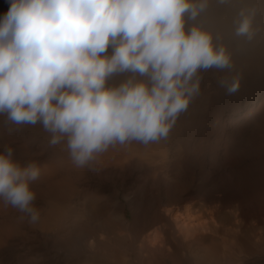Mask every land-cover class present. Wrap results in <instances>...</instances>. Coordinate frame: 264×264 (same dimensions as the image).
Instances as JSON below:
<instances>
[{"label":"clouds","instance_id":"9594fccd","mask_svg":"<svg viewBox=\"0 0 264 264\" xmlns=\"http://www.w3.org/2000/svg\"><path fill=\"white\" fill-rule=\"evenodd\" d=\"M212 0H9L0 17V115L39 123L49 146L66 143L77 167L110 146L167 138L200 91L201 70L233 68L223 34L198 21ZM228 4L230 0H216ZM258 9L241 7L231 34L251 42ZM111 47V53L109 48ZM126 74L118 83H110ZM228 94L239 79L222 77ZM13 149L0 152V199L30 216L39 179Z\"/></svg>","mask_w":264,"mask_h":264},{"label":"bare ground","instance_id":"6f19581e","mask_svg":"<svg viewBox=\"0 0 264 264\" xmlns=\"http://www.w3.org/2000/svg\"><path fill=\"white\" fill-rule=\"evenodd\" d=\"M252 6L258 9L254 24L264 28V0H231L221 13L210 14L199 23L214 36L226 27L229 34L222 33L223 39L230 42L236 39L231 34L234 16L241 7ZM8 7L9 0H0V17ZM193 23L196 21L186 18V30ZM261 35L258 32L256 41L264 37ZM240 56L247 57L245 53ZM12 124L1 122L0 152L11 147L16 162L22 166L33 163L25 164L29 151L17 142L27 135ZM176 129L175 122L167 138L146 145L133 141L110 146L82 168L73 164L67 149L60 152L56 164L40 163L39 179L32 181L45 202L38 220L25 219V213L0 199V259H26L25 264H33L28 258L40 248L46 251L48 264H67L60 250L59 233L66 223L63 207L74 194L85 192L92 207L102 208L111 200L115 220L101 221L94 229L73 236V242L89 253L86 259L91 262L83 264H264V165L243 169L258 177V187L243 192L232 176L233 168L222 159L218 136H203L196 127L189 135L187 151L175 138L181 135L175 134ZM211 141L217 142L214 150L201 148ZM209 158L218 163L212 164ZM106 182L112 183L107 190L103 187ZM121 191L126 201L120 198ZM112 238L125 242L134 259L123 252L110 251L105 256L93 250L109 246L104 240Z\"/></svg>","mask_w":264,"mask_h":264},{"label":"rangeland","instance_id":"374dc122","mask_svg":"<svg viewBox=\"0 0 264 264\" xmlns=\"http://www.w3.org/2000/svg\"><path fill=\"white\" fill-rule=\"evenodd\" d=\"M225 6L226 4H218L216 0H212L207 12L202 14L196 22L205 20L210 14L217 15L221 13ZM259 29L258 32H261V36L263 37L264 28L259 26ZM219 33H224L227 36L229 34L226 27L222 28ZM257 38L256 35L251 42L237 39L229 42V38L227 37L225 40L223 39L222 42L228 44L226 46L232 56L233 68L224 71L213 68L199 72L202 79L199 94L190 100L187 110L178 116L176 120L177 129L175 130V134L181 133L180 136H176L175 138L180 139L179 144L184 143V148L187 151H189V135H191V132H194L196 127L201 129L203 136H207V134L218 136V141L221 142L224 150L222 159L233 168L234 173L232 176L237 179L239 189L248 193H251L258 187L255 182L258 177L256 178V176L245 172L243 169L256 165H264V37L256 41ZM111 50L110 47L109 53H111ZM244 53L247 57L242 59L240 54ZM117 77L118 75L111 78L110 83H118L121 79ZM222 77H228L229 79L237 77L239 79V90L233 94H228L226 89L219 83ZM2 121H7L6 116L0 115V126ZM7 122L10 123V121ZM14 125L12 124L13 127ZM15 129L21 130L27 135L26 140L22 138L17 141L19 144H23L25 149L29 151L24 158L25 164L28 161H33L38 167L40 163L54 165L61 155L60 152L67 149L64 142L54 147L49 146L48 140L50 134L39 123L34 126L28 124L15 125ZM216 145L217 142L211 141L209 143H202L201 148L211 151L214 150ZM29 146H31V150ZM2 147L3 144L0 139V149ZM186 150L182 151L185 158L187 154ZM210 156L206 155V157ZM211 158H209V161L212 164L218 163V160ZM78 180L79 183H83L84 181L81 177ZM103 184L105 190L112 187L111 182ZM30 187L36 194L33 206L38 209L40 216L42 208H44V198L38 192L36 184L30 182ZM121 193L122 191L119 194L120 198L126 201V197ZM85 194V192L74 194L69 204L63 207L66 223L64 224L65 227H61L59 233L62 239L60 250L61 258L67 264H83L85 260L91 262L89 259H86L89 253L85 252L79 243L73 242L72 239L75 234L83 230L94 229L95 225L101 221L103 222L108 219L115 220L114 209H112L113 202L111 203V200H106L104 207L96 208L89 204L90 199ZM126 209L129 216H131L127 204ZM24 216L27 220L31 219L26 213ZM104 241L110 245L93 250L99 251L105 256L110 251L113 253L116 251L119 253L123 252L122 255H127L128 258L134 259V253L127 248L125 242L117 241L113 238L111 240L105 239ZM52 249L55 250L58 247ZM45 252V250L39 248L28 258L29 263L48 264L47 253L45 255ZM90 256V259H92L91 253ZM25 260L16 262L14 260L0 259V264L28 263Z\"/></svg>","mask_w":264,"mask_h":264}]
</instances>
